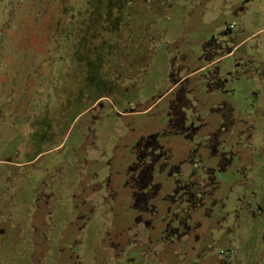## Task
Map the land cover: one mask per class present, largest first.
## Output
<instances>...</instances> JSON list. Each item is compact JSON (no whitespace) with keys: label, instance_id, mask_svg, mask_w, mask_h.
I'll return each instance as SVG.
<instances>
[{"label":"rangeland","instance_id":"374dc122","mask_svg":"<svg viewBox=\"0 0 264 264\" xmlns=\"http://www.w3.org/2000/svg\"><path fill=\"white\" fill-rule=\"evenodd\" d=\"M85 3L86 0H0V76L4 80L3 95L7 96L12 90L15 94L28 93L33 96V104H38V101L41 104L43 97L48 95V121L53 130L49 138L51 149L39 160L40 168H25L12 187L14 202L20 207V210L15 208L14 221L17 223L20 221L19 212L33 204L39 177L44 175L51 182L58 177L53 175L51 165L65 161L61 177L66 183L75 177L74 168L81 166V163L86 172L100 175L106 171L105 163L110 159L116 142V157L108 167L118 170L120 164L119 169L122 170L123 156L127 155V150L123 151L122 146L124 138L129 137V133L125 134L126 130L122 128L131 126L137 131L139 128L161 126L166 120L173 95L184 100L181 111L188 114L195 111L197 118L210 120L214 119L211 114L216 110L215 102L221 98H226L239 113L256 110L258 107H254L253 95L256 91L261 112L257 122L264 123V78H258L264 74V0H109L99 17L100 28L90 35L92 44L99 47L100 55V59L95 61L96 67L92 69L93 74H90L87 61L81 58L83 49H78L76 44L80 31L77 26L82 24ZM111 18L116 23L115 27ZM214 72L219 74L221 82L226 81V88L234 90L233 94L208 89L211 86H208L209 77ZM177 79H182L179 86L181 93H171L172 87H178L174 85ZM12 80H16L17 84H13ZM113 81L116 86L112 88ZM82 89L86 90L84 95L87 96L90 90L104 96L101 101L104 108H108L110 103L114 104L116 98L117 108L124 107L121 112L109 108L103 115L94 146L87 149L96 153V162L86 156V149L82 147L89 121L82 118L85 122L82 125L73 120L75 113L70 112ZM185 89L186 92L193 90L189 94L183 92ZM83 98L84 109L90 103ZM7 106L6 110L10 109V103ZM104 108L96 107L93 113L100 115L104 113ZM60 113L65 124L58 129ZM195 121L197 126L198 120ZM257 130L262 136L264 125L257 126ZM85 143L88 145L89 140ZM13 145L14 141L8 144ZM261 151V157L253 153L258 158L254 178L257 179L256 190L261 201H264V149L261 148ZM46 167L50 168L43 171ZM111 181L115 199L123 203L127 190L122 187L123 177L114 173ZM64 199V202H58V208L51 217L55 225L52 237L47 238L48 245H51V258L59 253L66 255L70 248L73 251L76 249L69 247L75 235L74 232L68 233L69 225L65 229V237H57L64 232L63 225L73 218L70 200ZM103 201L106 202V198ZM109 217L107 219L105 215L103 218L107 220L105 229L110 230L109 233L122 231L132 235L157 232L156 226L151 229L140 227V231L134 229V226H129L132 225L131 221L124 226L117 222L114 225ZM96 224L95 219L87 225L83 246L77 250L87 258L86 264H96L94 259L89 261ZM261 229V226L257 227V232ZM148 238L140 237L136 244L143 247L147 243L148 246V242H145ZM128 239L133 242V237H124V240ZM19 248L20 253L14 252L13 259L10 257L5 262L29 264V248L24 244ZM61 249L63 251L59 252ZM260 250L257 246L254 251L256 256ZM134 252L130 254L138 262L139 258ZM17 260L19 263H16ZM112 260L114 258L105 251L98 264H111ZM57 261H60L59 257ZM148 261L149 257L145 264H149Z\"/></svg>","mask_w":264,"mask_h":264},{"label":"flooded vegetation","instance_id":"af4514ba","mask_svg":"<svg viewBox=\"0 0 264 264\" xmlns=\"http://www.w3.org/2000/svg\"><path fill=\"white\" fill-rule=\"evenodd\" d=\"M258 78H264V74ZM3 81L0 76V264H8L5 259H13L14 252L19 254L21 244L29 248V264H86L87 258L77 250L83 246L87 225L95 219L91 254L87 257L91 258L89 261L94 259L96 264L105 251L114 258L111 264H145L147 257L149 264H264V201L256 190L257 179L254 178L257 156L261 157V148L264 149V134L259 135L257 126L264 123L257 122L261 112L256 91L253 92L256 110L239 113L226 98H221L215 102L217 107L211 114L214 119L210 120L197 118L195 111L189 114L181 111L184 100L173 95L161 126L137 131L131 126L122 128L126 130L125 134L129 133L122 146L123 151L127 150L122 170L120 164L118 170L108 167L116 157V142L105 163L106 171L100 175L86 172L81 163L74 168L75 177L66 183L61 177L65 161L51 165L53 175L58 177L53 182L44 175L39 177L33 204L19 212L17 223L14 221L15 208L20 210V207L14 202L12 187L25 168L41 166L39 160L51 149L49 138L53 130L48 121V95L43 97L41 104L39 101L33 104V96L28 93L15 94L12 90L6 96L3 95ZM12 82L17 84L16 80ZM224 83L214 72L209 77L208 86H211L208 89L233 94L234 90L226 88ZM181 84L182 79H177L174 85L178 87H172L171 93H181ZM115 86L116 83H112L111 87ZM192 90L183 92L191 94ZM84 92L85 89L78 91L76 105L73 110L71 106L69 109L75 113L73 120L76 122L83 125L84 121H89L87 127L84 126L87 130L82 147L86 149V156L96 162V153L87 149L94 146L103 115L109 108L121 112L124 107L117 108L116 98L114 104L104 108L101 102L104 96L96 95L92 90L87 92L88 96ZM83 97L90 103L84 109ZM9 103L10 109L6 110ZM96 107L104 108V113H93ZM195 119L199 123L197 126ZM58 124V129L65 124L61 113ZM12 141L15 145L8 146ZM49 168H43V171ZM114 173L123 177L122 187L127 189L123 203L115 199L111 181ZM64 197L70 200L73 218L63 225L65 233L62 231L57 237L63 239L69 225L68 233H75L69 247L76 249L70 248L66 255L59 253L51 258V245L47 240L55 230L51 217L58 202H64ZM105 198L106 202L103 201ZM105 215L107 219L112 218L114 225L117 222L124 226L131 221L129 226L134 229L140 231V227L151 229L156 226L157 232L109 233L110 230L105 229ZM259 226L262 229L257 232ZM124 237H133V242ZM140 237H149L145 241L148 246L147 243L144 248L136 244ZM257 246L261 249L258 256L254 253ZM152 247L155 248L151 250ZM133 251H136L138 262L130 254ZM58 257L60 261H57Z\"/></svg>","mask_w":264,"mask_h":264},{"label":"trees","instance_id":"16d2710c","mask_svg":"<svg viewBox=\"0 0 264 264\" xmlns=\"http://www.w3.org/2000/svg\"><path fill=\"white\" fill-rule=\"evenodd\" d=\"M108 1L109 0H86L87 3H85L83 6L85 8L82 9V24L77 26L80 30L76 43L77 48H81V50L83 49L81 58H84L87 61V65L90 69V74H93L92 69L96 67L95 61L100 59V55L98 54L99 47L92 44L93 39L92 37H90V35H93L100 28L101 23L99 22V17L102 15V12H104ZM104 3L105 5L103 6ZM114 17H116V15H114ZM110 20L115 24V27L116 23L115 21H113V18H111ZM73 31H76L75 28H73ZM90 74H88V76Z\"/></svg>","mask_w":264,"mask_h":264}]
</instances>
